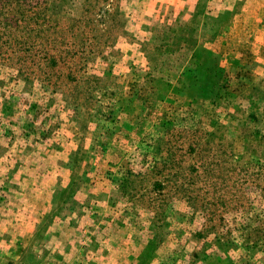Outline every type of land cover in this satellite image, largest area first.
I'll return each mask as SVG.
<instances>
[{"label": "rangeland", "instance_id": "374dc122", "mask_svg": "<svg viewBox=\"0 0 264 264\" xmlns=\"http://www.w3.org/2000/svg\"><path fill=\"white\" fill-rule=\"evenodd\" d=\"M84 1L0 40V264H264V0Z\"/></svg>", "mask_w": 264, "mask_h": 264}, {"label": "trees", "instance_id": "16d2710c", "mask_svg": "<svg viewBox=\"0 0 264 264\" xmlns=\"http://www.w3.org/2000/svg\"><path fill=\"white\" fill-rule=\"evenodd\" d=\"M102 3L106 2L107 0H101ZM84 8L82 15L79 19L77 20H71V25L68 27V32L70 34V38H73L74 40L76 39V36L79 39L81 38V34L84 33V29L86 27V15L97 5V0H85L84 1ZM93 4H95L93 6ZM19 0H0V20L4 17L6 19L4 22L0 21V26L3 28H0V40L2 39V36L5 35V31H7L8 34H10L11 39L13 40L14 43L20 44L23 40L27 39L26 43H29V40L33 39H40L44 40L46 31L41 30V26L46 20L48 19V15L46 14L45 8L41 12V14H38L37 10L41 7V3H36V11L34 12L32 10V5L27 6V12H19ZM112 7V6H111ZM112 10V8H111ZM4 12H10L12 13L9 16L4 15ZM33 15V17H32ZM98 15L102 16L103 18H109L111 22H113L110 25V28L114 27V25H117L118 28L120 27V22L119 21H114V17L116 15L115 11L111 13L110 8L104 9V10H98ZM29 20L34 19L39 21H34V24L36 27H28L26 24L27 19ZM103 18H100L103 19ZM41 21V22H40ZM40 26V28H38ZM72 29L76 30V35L73 34ZM14 32V34H13ZM94 41V46L98 49L100 46L105 47L107 46L106 39L97 40L96 37L91 38ZM27 43V44H28ZM31 43V42H30ZM79 45V49L83 50V47L80 46V41L77 43ZM82 44V43H81ZM2 43L0 42V47ZM42 51V50H41ZM49 60V58L47 59Z\"/></svg>", "mask_w": 264, "mask_h": 264}]
</instances>
